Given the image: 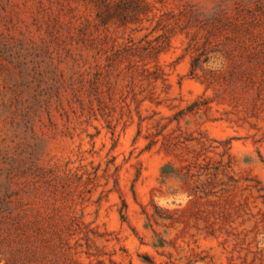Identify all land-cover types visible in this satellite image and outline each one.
<instances>
[{
  "label": "rangeland",
  "instance_id": "374dc122",
  "mask_svg": "<svg viewBox=\"0 0 264 264\" xmlns=\"http://www.w3.org/2000/svg\"><path fill=\"white\" fill-rule=\"evenodd\" d=\"M0 264H264V0H0Z\"/></svg>",
  "mask_w": 264,
  "mask_h": 264
}]
</instances>
